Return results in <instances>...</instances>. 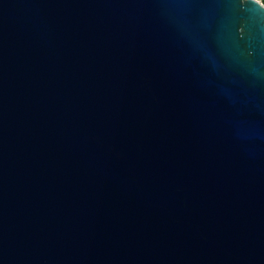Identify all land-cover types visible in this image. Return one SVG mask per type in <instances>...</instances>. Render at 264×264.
I'll list each match as a JSON object with an SVG mask.
<instances>
[{
  "label": "water",
  "instance_id": "1",
  "mask_svg": "<svg viewBox=\"0 0 264 264\" xmlns=\"http://www.w3.org/2000/svg\"><path fill=\"white\" fill-rule=\"evenodd\" d=\"M0 264H264V3L0 0Z\"/></svg>",
  "mask_w": 264,
  "mask_h": 264
},
{
  "label": "snow or ice",
  "instance_id": "2",
  "mask_svg": "<svg viewBox=\"0 0 264 264\" xmlns=\"http://www.w3.org/2000/svg\"><path fill=\"white\" fill-rule=\"evenodd\" d=\"M262 3H264V0H262Z\"/></svg>",
  "mask_w": 264,
  "mask_h": 264
},
{
  "label": "rangeland",
  "instance_id": "3",
  "mask_svg": "<svg viewBox=\"0 0 264 264\" xmlns=\"http://www.w3.org/2000/svg\"><path fill=\"white\" fill-rule=\"evenodd\" d=\"M262 1V0H261Z\"/></svg>",
  "mask_w": 264,
  "mask_h": 264
}]
</instances>
